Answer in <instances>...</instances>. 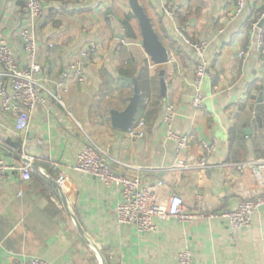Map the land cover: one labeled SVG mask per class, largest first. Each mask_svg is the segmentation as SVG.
Masks as SVG:
<instances>
[{
  "label": "crops",
  "instance_id": "1",
  "mask_svg": "<svg viewBox=\"0 0 264 264\" xmlns=\"http://www.w3.org/2000/svg\"><path fill=\"white\" fill-rule=\"evenodd\" d=\"M139 4L167 49L165 63L153 62L146 51L130 0H43L41 18L31 16L23 0H0V39L19 64L28 65L22 30H29L41 66L36 78L64 102L44 90L24 134L12 115L0 111V159L23 164L24 154L34 158L30 180L15 172L0 178V264L35 256L51 264H179L185 249L191 264H264V205L251 226L237 233L221 218L183 223L173 216L155 219V228L142 232L118 222L121 185L107 186L74 170L90 138L126 163H114L115 171L140 177L161 204L174 195L183 199L185 211H220L264 193V178L251 167L235 171L219 165L264 158V49L255 48L249 31L263 0H247L236 17L235 0ZM166 7L175 8L176 23L190 37L208 42L210 71L200 108L192 105L196 53L179 37ZM121 39L126 42L118 49ZM92 45L96 50L85 63L86 82L64 81L63 71ZM132 78L141 88L134 124L145 121L142 138L115 127L111 119L112 110L129 104ZM168 105L174 110L165 120ZM170 129L189 135L182 153L167 138ZM203 140L216 141L207 170L193 165L204 153ZM178 155L191 166L171 169ZM54 163L71 178L63 189L42 173L55 176ZM88 240L97 244L95 251Z\"/></svg>",
  "mask_w": 264,
  "mask_h": 264
},
{
  "label": "built area",
  "instance_id": "2",
  "mask_svg": "<svg viewBox=\"0 0 264 264\" xmlns=\"http://www.w3.org/2000/svg\"><path fill=\"white\" fill-rule=\"evenodd\" d=\"M247 0H235V9L232 17H236L245 6ZM31 16L41 18L44 15L43 0H23ZM164 14L176 24L175 29L181 40L194 49L197 62L194 71L195 94L192 98V105L195 108L203 106L205 95L203 93V84L209 75V63L206 58V49L208 42L197 40L190 37L185 27L176 23L177 14L175 8H164ZM249 31L254 40L255 48L261 52L264 49V0L260 10L252 17L249 24ZM22 39L24 42V51L30 59V64L21 65L16 61V57L11 46L5 39H0V111L8 113L15 118L16 130L19 134H24L30 124L32 113L35 108L43 102L42 92L45 90L64 106L62 97L50 90L44 83L38 81L36 73L41 70L37 62V41L30 35L29 30H22ZM126 40L121 39L118 49H120ZM96 50V45H92L79 54V58L72 62L68 69L63 71L62 79L70 80L79 84L86 82L85 63L92 59ZM244 53L241 52L240 56ZM169 111L165 120L170 118L173 113V105H168ZM79 127L81 125L79 124ZM145 121L140 120L130 129V133L137 137L144 136ZM167 138L174 141L179 153L185 151L189 144V135L170 129L167 132ZM204 153L196 159L194 166L199 169L207 170L212 165L207 163L209 156L216 150V141L203 140L201 143ZM3 147H6L3 145ZM23 164L5 162L0 159V178H7L11 172L18 173L25 181L31 179L33 171L34 158L29 154H24ZM114 163L126 165L118 159L111 157L110 153L102 145L93 139H88L83 149L79 152L74 165V170L85 175H93L102 180L105 185H121L122 200L118 205V222L122 225H135L139 231L148 232L155 228L153 224L155 219H165L168 217H177L183 223H192L198 220H207L209 223L215 219H224L232 232L237 233L240 230L249 228L252 224L255 211L261 209L264 205V193L256 198L246 199L235 208H227L220 211H185L183 199L178 196H172L168 204H161L157 200L156 191L153 187L144 186L140 177L130 176L123 172L115 171ZM219 165L230 166L235 171H243L251 167L258 177L264 178V158L248 159L238 162H224ZM191 164L185 159L177 156L171 164V169H186ZM57 170L55 176H51L42 170L47 180L54 182L59 189L70 185L71 178L67 172L60 170L57 163H54ZM163 185V181L157 183ZM91 250L95 251L97 244L88 240ZM192 256L190 249H185L180 253L179 264H191ZM9 264H51L46 258L41 256L29 257L20 260L12 257Z\"/></svg>",
  "mask_w": 264,
  "mask_h": 264
},
{
  "label": "water",
  "instance_id": "3",
  "mask_svg": "<svg viewBox=\"0 0 264 264\" xmlns=\"http://www.w3.org/2000/svg\"><path fill=\"white\" fill-rule=\"evenodd\" d=\"M131 7L135 17L138 19L142 35L144 38V47L151 56L152 61L161 64L168 61V53L166 47L160 41L157 33L154 31L153 25L145 13L143 7L139 4V0H130ZM164 74V71L162 72ZM134 84V94L130 98V102L123 111L112 110L111 119L115 127L124 130H129L135 120L139 110L141 100V88L137 78H132ZM163 91L166 90L165 84L162 81Z\"/></svg>",
  "mask_w": 264,
  "mask_h": 264
}]
</instances>
